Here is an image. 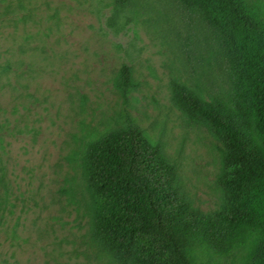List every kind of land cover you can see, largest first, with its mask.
Listing matches in <instances>:
<instances>
[{
  "label": "rangeland",
  "instance_id": "obj_1",
  "mask_svg": "<svg viewBox=\"0 0 264 264\" xmlns=\"http://www.w3.org/2000/svg\"><path fill=\"white\" fill-rule=\"evenodd\" d=\"M264 20V0H235ZM109 0H0V264H120L93 240L85 158L127 120L159 147L204 214L225 205L219 144L171 100L180 81L206 100L238 71L178 0H143L118 32ZM132 87L117 86L120 69ZM217 262V263H215ZM210 264H240L236 258Z\"/></svg>",
  "mask_w": 264,
  "mask_h": 264
},
{
  "label": "trees",
  "instance_id": "obj_2",
  "mask_svg": "<svg viewBox=\"0 0 264 264\" xmlns=\"http://www.w3.org/2000/svg\"><path fill=\"white\" fill-rule=\"evenodd\" d=\"M142 1L109 0L106 26L118 32L131 12L125 24L133 22ZM178 1L188 22L238 63L221 99L171 83L173 104L219 144L225 205L211 214L193 208L174 166L127 120L91 144L85 158L92 238L120 264H210L237 254L240 264H264V20L235 0ZM116 84L123 93L132 87L129 66Z\"/></svg>",
  "mask_w": 264,
  "mask_h": 264
}]
</instances>
